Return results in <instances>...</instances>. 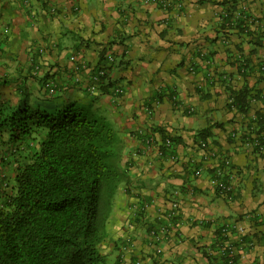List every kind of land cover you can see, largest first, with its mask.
<instances>
[{
  "label": "crops",
  "instance_id": "0c3cea01",
  "mask_svg": "<svg viewBox=\"0 0 264 264\" xmlns=\"http://www.w3.org/2000/svg\"><path fill=\"white\" fill-rule=\"evenodd\" d=\"M173 2L0 0V101L49 110L59 96L87 99L117 128L123 176L102 199L109 264H217L225 221L242 228L240 242L235 231L229 238L231 264H264V0ZM236 10L249 17L242 27L224 18ZM104 65L121 94L87 92ZM242 87L246 112L232 104ZM166 137L171 150L161 146ZM222 158L226 194L213 186ZM173 200L178 214L159 233Z\"/></svg>",
  "mask_w": 264,
  "mask_h": 264
},
{
  "label": "trees",
  "instance_id": "16d2710c",
  "mask_svg": "<svg viewBox=\"0 0 264 264\" xmlns=\"http://www.w3.org/2000/svg\"><path fill=\"white\" fill-rule=\"evenodd\" d=\"M102 80L97 90L111 93L109 76ZM250 99L242 87L232 104L246 112ZM172 143L166 137L161 146L171 150ZM121 150L117 128L90 105L67 101L50 112L25 98L0 101V264H109L100 250L102 199L123 176Z\"/></svg>",
  "mask_w": 264,
  "mask_h": 264
},
{
  "label": "built area",
  "instance_id": "2783aa9c",
  "mask_svg": "<svg viewBox=\"0 0 264 264\" xmlns=\"http://www.w3.org/2000/svg\"><path fill=\"white\" fill-rule=\"evenodd\" d=\"M144 3H149L151 0H142ZM158 5H160L162 8L167 9L168 6H171L173 0H154ZM224 18H227V25L230 26H237L239 23L244 25L245 22H249V17L242 11L236 10L231 12H224ZM105 62L107 64L113 63V56L112 54H107L104 57ZM109 67V66H108ZM107 65L104 66H96V68L93 69V73H91V79L86 85V90L89 93H94L97 91V86L100 84H103L105 81L102 80L103 77L109 75V69ZM44 87L47 90L49 94H54L56 92L55 85L52 81L49 79L45 81ZM113 93L118 95L122 93V88L118 85L113 86ZM167 144L170 143L169 140L166 141ZM201 148L205 149V153L203 154L204 158L207 159L209 156H212L213 153L208 149V146L204 141H200ZM230 166V161L227 158H222L220 160L219 164H216L213 172V186L214 189L219 192L220 194H226L231 190V183L227 177V170ZM196 174L198 171L195 172ZM179 210V204L177 201L173 200L170 202L169 209L165 214L162 216L164 220H167L166 223L159 227V233H164L165 229H167L168 226L171 225V218L176 216L178 214ZM220 232L222 236L224 237L222 240V245L220 246V250H223L225 252L226 260L227 262H223L221 264H231L232 258H233V246L230 245V236L231 232L235 231L239 234V239H237L239 242L241 241V232L242 228L238 227L234 221H225L220 226ZM156 233L153 232V236ZM158 236L155 235V241H157ZM226 249V251H224ZM229 249V251H227ZM222 252V251H221ZM222 252V253H223ZM135 264H140V261L137 260Z\"/></svg>",
  "mask_w": 264,
  "mask_h": 264
},
{
  "label": "rangeland",
  "instance_id": "374dc122",
  "mask_svg": "<svg viewBox=\"0 0 264 264\" xmlns=\"http://www.w3.org/2000/svg\"><path fill=\"white\" fill-rule=\"evenodd\" d=\"M57 103H59V105L60 104H62L61 102H63V97H61V96H59L58 97V99H57V101H56ZM78 102H81V103H83V104H87V105H90V101H88L87 99H81V100H78ZM58 107H56V108H51V109H49V111L50 112H53L55 109H57ZM91 111H92V113L93 114H95V115H99L97 112L95 113L92 109H91Z\"/></svg>",
  "mask_w": 264,
  "mask_h": 264
}]
</instances>
